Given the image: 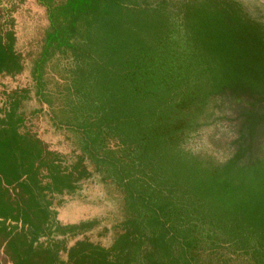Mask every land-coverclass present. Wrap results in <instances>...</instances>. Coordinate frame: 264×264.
Here are the masks:
<instances>
[{
	"label": "trees",
	"instance_id": "obj_1",
	"mask_svg": "<svg viewBox=\"0 0 264 264\" xmlns=\"http://www.w3.org/2000/svg\"><path fill=\"white\" fill-rule=\"evenodd\" d=\"M25 1L0 22L5 264H199L198 252L219 264H264V42L256 29L214 0L176 14L127 0ZM174 29L189 55L182 78L168 64ZM52 65L60 79L50 90ZM179 97L242 102L231 155L214 169L163 142L160 124L184 117ZM33 100L39 109L27 116L23 104ZM43 114L79 148L63 151L33 132ZM94 175L117 187L129 215L109 246L82 238L67 247L55 235L92 223L63 225L51 206Z\"/></svg>",
	"mask_w": 264,
	"mask_h": 264
},
{
	"label": "rangeland",
	"instance_id": "obj_2",
	"mask_svg": "<svg viewBox=\"0 0 264 264\" xmlns=\"http://www.w3.org/2000/svg\"><path fill=\"white\" fill-rule=\"evenodd\" d=\"M28 1V0H27ZM199 0H127L129 8L162 9L167 13L176 14L185 3ZM226 2L232 11L246 21L258 32L264 42V0H214ZM25 0H0L1 21L11 22L14 12L25 5ZM35 11V9H33ZM35 13V12H34ZM25 18H21V22ZM21 26V25H20ZM20 44L23 46L26 25L21 26ZM175 30V29H174ZM171 32L169 67L175 72L176 78H182L181 70L189 56L182 42ZM48 74V89L52 90L60 79L58 69L53 65ZM176 105L180 115L174 125L160 124L159 132L167 135L163 142L172 148L181 150L185 156L191 158L194 163H199L204 168L214 169L217 164L225 161L232 151V143L237 136L238 120L236 109L242 103L235 99L221 101L217 97H209L205 103L179 97ZM39 109L36 101L23 104L22 112L30 115ZM39 129L42 138L55 144L59 142V149H78L80 141L71 132L55 130L47 117L43 114L32 121V131ZM173 131L171 135L167 134ZM260 158L264 161V134L259 141ZM89 169H92L89 166ZM51 209L56 213V219L63 225L91 222L86 229L76 231L63 237L55 235V238L63 239L67 247L76 240L87 238L90 242L101 246H109L118 232L119 224L128 217L125 211L124 196L117 187L108 181L94 175L82 188L71 195L65 203L59 206L52 205ZM199 264H219L211 260L204 253L198 252ZM63 257V255H62ZM0 264H5L0 254ZM227 264H251L245 259L232 257Z\"/></svg>",
	"mask_w": 264,
	"mask_h": 264
}]
</instances>
